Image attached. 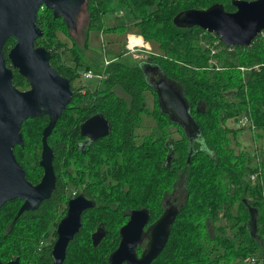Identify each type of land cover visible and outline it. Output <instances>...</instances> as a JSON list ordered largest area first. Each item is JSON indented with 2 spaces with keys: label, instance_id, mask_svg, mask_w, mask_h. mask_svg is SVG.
I'll return each instance as SVG.
<instances>
[{
  "label": "trees",
  "instance_id": "trees-1",
  "mask_svg": "<svg viewBox=\"0 0 264 264\" xmlns=\"http://www.w3.org/2000/svg\"><path fill=\"white\" fill-rule=\"evenodd\" d=\"M113 3L132 14L138 34L145 41L157 43L167 54L166 59L148 57L146 62L180 88L198 128L196 137L190 140L183 134L178 139L168 138V126L178 131L183 128L160 110L147 76L150 69L145 70L144 65L128 66L110 60L103 71L102 85L83 93L84 85H74L80 76L78 43L72 38V45L66 47L57 35L58 31L69 34L65 22L54 17L52 10L41 7L37 24L43 33L35 45L50 51L51 66L69 79L73 94L47 138L56 178L50 197L16 219L20 200H10L0 208V262L19 257L20 264H52L50 251L55 240L47 246L43 243L42 247L40 242L49 234L50 225H57L65 215L71 198L69 187L76 190L86 184L82 193L94 199L95 204L82 214L81 227L67 246L63 264H109L108 257L118 245L119 229L127 222L129 213L147 209L150 221L154 222L163 210L162 193L173 190L180 177L184 180V198L175 207L169 238L151 264H248L245 257L252 254L257 261L263 259L264 185H251L246 180L253 168L244 154L236 153L229 145L228 134H236L239 128L227 126L226 121H234L241 111L249 110L256 128L264 131V30L249 46L228 47L214 33L173 24L175 14L184 9H203L221 3L226 11H234L232 0H87V30L125 29L124 24L104 27L103 16L113 10ZM213 39L220 46L217 53L209 47L214 45ZM199 42L207 47L202 48ZM14 43L13 37L7 39L5 56ZM67 51L73 56L74 65L66 63ZM6 63L9 65L7 58ZM254 64H259L258 69L252 67L242 77L238 66ZM12 81L20 90L29 87L17 70ZM116 87L124 96L117 94ZM146 90L154 96L151 111L144 105ZM229 94L232 99L227 97ZM143 113L151 114L155 129L164 132L166 143L162 150L155 143L135 140ZM93 115L102 116L110 124V131L83 154L78 143L80 127ZM47 122V115L23 121L24 143L14 148L16 159L31 182L43 175L39 163L41 135ZM168 150L173 154L169 166L165 161ZM102 154L106 159L98 161ZM84 155L88 158L85 166ZM103 162L113 165L109 172L112 184L95 191L93 187L99 183L95 170ZM82 169H88L89 175H83ZM246 202L258 212L257 240L250 236L247 227L250 215ZM222 215L231 221L229 227L234 230V237L224 234L226 225L216 223ZM99 225L104 226L107 236L94 247L91 234ZM52 233L55 237V230Z\"/></svg>",
  "mask_w": 264,
  "mask_h": 264
},
{
  "label": "water",
  "instance_id": "water-1",
  "mask_svg": "<svg viewBox=\"0 0 264 264\" xmlns=\"http://www.w3.org/2000/svg\"><path fill=\"white\" fill-rule=\"evenodd\" d=\"M87 0H0V208L10 200H23L15 219L23 212L36 209L48 199L55 187L53 151L47 138L51 134L62 111L71 102L73 91L68 78L58 73L50 64V51L36 46L42 35L37 24L41 7L52 10L54 17H61L68 29L75 27L76 17ZM234 11H226L221 3L207 8L184 9L173 17V24L180 28L199 27L214 33L225 46H249L264 30V0H232ZM10 37L14 45L4 55V44ZM9 60V65L6 63ZM14 70L24 77L29 87L20 90L13 84ZM161 111L168 113L182 127L192 125L188 104L180 88L161 76L152 84ZM47 115L48 122L41 135L40 166L43 175L37 184L25 176V170L17 161L14 148L23 146L21 125L23 121ZM83 135L94 138L105 136L110 124L100 115L87 119L80 127ZM189 159V158H188ZM170 163V154L166 158ZM95 202L80 194L67 202L65 215L56 226V238L52 244V264H63L66 249L81 226L84 211ZM249 212L247 227L250 236L257 240V209L246 202ZM176 209L168 208L151 223L147 209H134L127 222L119 229V242L108 257L109 264H150L163 250ZM107 231L103 225L91 234L93 246H97ZM143 238L147 244L140 257L136 246ZM0 264H20L19 257Z\"/></svg>",
  "mask_w": 264,
  "mask_h": 264
},
{
  "label": "rangeland",
  "instance_id": "rangeland-1",
  "mask_svg": "<svg viewBox=\"0 0 264 264\" xmlns=\"http://www.w3.org/2000/svg\"><path fill=\"white\" fill-rule=\"evenodd\" d=\"M112 11L105 14L103 16V22L104 27H110L117 24H124L126 25L125 29H116L114 31L109 30H87V11L86 6L83 5L80 9L76 21H75V27L73 29H70L69 34H64L63 32L58 31L57 35L60 41L65 43L66 47H70L72 45V38L78 43L77 49H78V55H79V65H78V71L82 72L85 67H88L92 73L95 75L94 78L85 79L83 80L80 76L74 83V85H84L88 89H94L97 86H101L102 83H100L99 75H101L105 68V62L108 60H119L120 62L124 63L128 66H136L141 65L142 59H147L148 57L154 59V58H162L166 59L167 54H165L159 47L158 44L155 42H145L147 43L148 47H141L140 50L137 51H130L127 50L126 44H127V36L129 35H139L137 27L134 25V19L132 17V14H130L126 9L121 8L116 3H113ZM87 30V32H86ZM140 36V35H139ZM142 37V36H141ZM141 41L140 39L131 40L133 43H139ZM209 44V43H208ZM199 45L202 48H206L207 45L203 42H199ZM219 48L213 49L216 51ZM150 55V56H149ZM136 56V57H135ZM65 58L67 64L74 65V62L72 60L73 56L69 51L66 52ZM100 83V84H99ZM28 89V88H26ZM116 92L119 95L124 96V92L119 88L116 87ZM229 99H232L231 94L227 95ZM144 105L145 107L151 111L154 106V96L149 91H144ZM242 112V111H241ZM236 121L234 120H227L226 125L229 127H235ZM149 130H156L155 129V121L153 119V116L149 113H143L141 114V121L139 127L135 131H149ZM176 128L174 126H168L166 128V132L169 134L168 138L172 139H178L179 135L174 132ZM174 132V133H173ZM173 134V135H171ZM140 135V134H139ZM229 136V145L234 149L236 153H242L245 156V159L248 161L247 164L251 168L255 165V159H256V150L257 154L260 159V164L262 165V177L264 179V131L263 130H256L254 135H252L251 132H249L247 129H239L236 134L230 133ZM256 147V150L254 149ZM249 172L246 175V180L251 183L249 180ZM177 184V186H176ZM175 184L176 187V194L179 196H176L177 200L176 203H181L184 196V180L180 177ZM251 185H257L255 183H251ZM174 187V189H175ZM69 191L75 190L72 186L69 187ZM171 190L169 193V196H167V199L173 202V197L171 198V193L175 191ZM173 193V194H174ZM236 204L234 205V210L236 209ZM63 208V207H62ZM232 214H235V211L232 210ZM218 225H226L224 234L227 237H234V230H232L229 226L231 221L228 219V217L225 215L219 219L218 222H216ZM56 225L52 224L49 227V234L46 235L43 238V243L45 246L51 244L55 237L53 236V230H55ZM257 232V231H256ZM255 232V233H256ZM236 241L238 239L236 238ZM257 255V254H256ZM254 258V261H252ZM245 261L248 264H256V256L255 254L249 255L245 257ZM257 264H264V258L257 261Z\"/></svg>",
  "mask_w": 264,
  "mask_h": 264
},
{
  "label": "flooded vegetation",
  "instance_id": "flooded-vegetation-1",
  "mask_svg": "<svg viewBox=\"0 0 264 264\" xmlns=\"http://www.w3.org/2000/svg\"><path fill=\"white\" fill-rule=\"evenodd\" d=\"M148 59V58H147ZM146 61H149V59L148 60H146V59H142L141 60V65H144V68H145V70L146 69H150V72L147 74V76H148V79L150 80V82L152 83V84H154L161 76H162V73L158 70V68L157 67H154V66H152V64L150 63V62H146ZM104 79V78H103ZM101 82V81H100ZM100 84V83H99ZM100 86H97L96 88H99ZM28 88V87H27ZM26 89V88H25ZM24 89V90H25ZM86 89H88V88H86V87H84V90H82V92L84 93L85 92V90ZM95 89V88H94ZM165 115H166V117H171L168 113H165ZM93 116H95V115H93ZM92 116H90L89 118H91ZM89 118H87V119H89ZM87 119H85L83 122H82V124L87 120ZM171 119H172V117H171ZM174 119V118H173ZM191 119H192V121H194V119H193V117L191 116ZM81 124V125H82ZM182 127V126H181ZM183 128V130L182 131H178V130H175L174 132H176V134H178L179 135V138H181L182 137V135L183 134H186V135H188L189 136V139L190 140H193V139H195V137H196V132L198 131V128L196 127V123H195V121H194V123L192 124V125H185L184 127H182ZM173 132V133H174ZM80 133H81V131H80ZM135 140H138L139 142H141V141H145V143H150V144H152L153 143V145H154V143L155 144H157V146L160 148V150H162L163 149V147H164V143H166L165 142V137H164V132L163 131H160V130H149V131H142V132H140V131H135ZM140 134V135H139ZM171 135H173V134H171ZM80 139H79V141H78V143H79V146H80V148H81V152H83V154L86 152L85 150L86 149H88L92 144H97L99 141H101V139L103 138V137H105V136H102V137H97V138H94V137H91V136H87V135H83L82 133L80 134ZM170 154V163H167V165L169 166L170 164H171V158H172V151L171 150H168V153H167V156ZM167 156L165 157V161H166V158H167ZM101 158H102V160H101ZM118 158V160L120 161L121 160V158L120 157H117ZM82 159H83V165L85 166V164L87 163V160H88V158H87V156L86 155H84L83 157H82ZM106 159V157L102 154V155H99V157H98V161H104ZM167 162V161H166ZM113 167V165H112V163L111 162H103L102 164H99L98 165V168H97V170H95V173H97V176H99V183L97 184V185H95L93 188L95 189V191H101V189H105L106 187H108L109 185H111L112 183H111V176L109 175V172L110 171H112L111 170V168ZM42 168V167H41ZM25 170V169H24ZM81 172H82V174L83 175H89V170L88 169H82L81 170ZM42 174H43V169H42ZM42 176V175H41ZM41 179V178H40ZM40 179H38L37 181H35V182H31L32 184H37L39 181H40ZM85 180H86V178H85ZM85 186H87L86 184H84L80 189H76V190H73V191H71L70 192V195H71V198L72 197H76V196H78V195H80V194H84V193H82V190H84V188H85ZM176 186H177V184H176ZM174 191H175V193L174 192H172L171 194V198L173 197V202H171L170 200H168L167 199V196H169V193L170 192H168V193H162V195H161V197H162V208H163V210H162V213H163V211L164 210H166V209H168V208H172V209H174L175 210V207L176 208H178V205L180 204V203H176L175 201L177 200V198H176V196H179L178 194H176V187H175V189H174ZM174 193V194H173ZM85 195V194H84ZM169 198H170V196H169ZM183 198H184V196H183ZM17 200H20V199H18V198H16ZM89 199H91V200H93L94 201V199H92V198H89ZM14 200V199H13ZM21 201V203L23 202V200H20ZM41 204V203H40ZM66 210H67V205H66ZM148 211V210H147ZM65 213H66V211H65ZM84 213V212H83ZM149 213V212H148ZM161 213V214H162ZM151 223H153V221L151 222L150 221V214H149V221H148V223L144 226V230H146L147 229V227L151 224ZM57 226V225H56ZM81 227V226H80ZM97 228V227H96ZM95 228V229H96ZM80 229V228H79ZM94 229V230H95ZM55 230H56V228H55ZM79 231V230H78ZM78 233V232H77ZM76 233V234H77ZM75 234V235H76ZM107 236V233H106V235L103 237V238H105ZM75 237V236H74ZM73 237V238H74ZM55 238H56V236H55ZM102 238V239H103ZM101 239V240H102ZM71 241V240H70ZM147 241H148V239L147 238H143L142 239V241L139 243V244H137V246H136V248H135V250H136V255L138 256V257H140L141 256V254H142V252H143V249L145 248V246H146V244H147ZM101 242V241H100ZM91 243H92V241H91ZM69 244V243H68ZM42 245H43V242H42V244L40 245V247H42ZM99 245V244H98ZM94 247H96V246H94ZM39 250H40V248H38ZM161 253V252H160ZM20 261V260H19ZM153 262V261H152ZM151 262V263H152ZM150 263V264H151ZM123 264H126V263H123Z\"/></svg>",
  "mask_w": 264,
  "mask_h": 264
},
{
  "label": "built area",
  "instance_id": "built-area-1",
  "mask_svg": "<svg viewBox=\"0 0 264 264\" xmlns=\"http://www.w3.org/2000/svg\"><path fill=\"white\" fill-rule=\"evenodd\" d=\"M138 37L141 40V43H133V42H131V40H136ZM145 42L146 41L139 35H137V36L129 35V36H127L126 48H127V50H130V51H137V50H140L141 47H148L147 43L145 44ZM213 43H214L213 46H217L218 45V40L213 39ZM213 46H209L210 49L212 50V52H216V51L213 50L215 48H219L218 50H220V46H217V47H213ZM228 47H231V46H228ZM108 63H109V61L107 60L105 62V66ZM252 67L258 69L259 64H254V65H251V66H249V65H240V66H238L242 77H244L246 72L249 69H251ZM215 68L216 69H220V66H216ZM80 73H81V77H82L83 80L95 77V75L92 73V71L90 69H85V70H83ZM103 78H104V73L99 75L100 81ZM235 121H236L235 127L239 128V129H245V130L247 129L249 132L252 133V135H254L255 131L257 130L256 125L254 123V120H253L249 110H243L239 115H237V118H236ZM254 149L256 150V147H254ZM255 154H256L255 165L253 167V170L249 174L248 178H249V180L251 181L252 184L255 183V184H260V185L263 186L264 185V179L262 177V165L260 164V159H259V156L257 154V150H256ZM262 199H263V207H264V190L262 191ZM41 244H42V242H40V245ZM252 261H254V258H253Z\"/></svg>",
  "mask_w": 264,
  "mask_h": 264
},
{
  "label": "bare ground",
  "instance_id": "bare-ground-1",
  "mask_svg": "<svg viewBox=\"0 0 264 264\" xmlns=\"http://www.w3.org/2000/svg\"><path fill=\"white\" fill-rule=\"evenodd\" d=\"M139 43H141V41H139Z\"/></svg>",
  "mask_w": 264,
  "mask_h": 264
},
{
  "label": "clouds",
  "instance_id": "clouds-1",
  "mask_svg": "<svg viewBox=\"0 0 264 264\" xmlns=\"http://www.w3.org/2000/svg\"><path fill=\"white\" fill-rule=\"evenodd\" d=\"M137 39H139V37Z\"/></svg>",
  "mask_w": 264,
  "mask_h": 264
},
{
  "label": "crops",
  "instance_id": "crops-1",
  "mask_svg": "<svg viewBox=\"0 0 264 264\" xmlns=\"http://www.w3.org/2000/svg\"><path fill=\"white\" fill-rule=\"evenodd\" d=\"M110 61V60H109Z\"/></svg>",
  "mask_w": 264,
  "mask_h": 264
}]
</instances>
